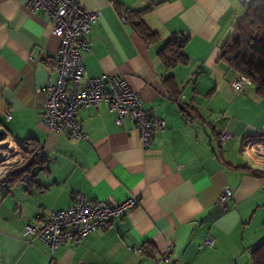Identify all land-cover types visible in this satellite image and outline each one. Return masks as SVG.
I'll use <instances>...</instances> for the list:
<instances>
[{
  "label": "crops",
  "instance_id": "0c3cea01",
  "mask_svg": "<svg viewBox=\"0 0 264 264\" xmlns=\"http://www.w3.org/2000/svg\"><path fill=\"white\" fill-rule=\"evenodd\" d=\"M78 1L100 13L87 36L90 48L80 53L85 75L124 79L165 129L144 147L136 124H117L101 103L78 111L88 140L50 132L41 119L43 89L56 81L60 39L43 12L29 13L22 0H0L1 129L46 156L34 179L0 188V264H157L151 254L169 246L165 264H251L252 249L264 241V149L255 154L246 144L264 140V94L252 83L234 91L230 84L239 75L219 60L248 5ZM116 8L147 10L142 22L157 41L145 43ZM177 36L186 39L188 62L167 69L159 52ZM222 133L228 140H217ZM225 187L233 199L222 207L217 200ZM76 194L112 204L135 197L139 206L79 246L54 253L24 235L27 225L68 209Z\"/></svg>",
  "mask_w": 264,
  "mask_h": 264
},
{
  "label": "built area",
  "instance_id": "2783aa9c",
  "mask_svg": "<svg viewBox=\"0 0 264 264\" xmlns=\"http://www.w3.org/2000/svg\"><path fill=\"white\" fill-rule=\"evenodd\" d=\"M251 1L240 0L243 5H248ZM22 2L24 8L31 14L43 12L51 22L52 34L60 39L53 61L56 81L53 82L51 78L43 89L45 102L41 119L47 129L50 132L67 135L70 141L88 140L77 121L78 111L105 103L110 112L116 115L117 124H122L125 119L133 121L143 146L150 145L156 135L165 129L164 121L155 110H145L140 97L129 88L124 79L108 75L89 78L85 75L80 53L89 50L87 36L91 27L99 20L100 13L84 10L78 0H22ZM123 22L126 23L125 18ZM177 39L182 37L177 36ZM250 84L251 81L247 77L239 76L230 85L234 91L243 92L245 86ZM228 138L226 133L218 136L220 142ZM246 149L259 154L261 149H264V140L248 141ZM45 158V153L40 150L23 154L17 144L3 133L0 138V188L9 187L14 170ZM23 180H31V175L25 174ZM232 199V191L225 187L219 195L217 204L224 207ZM138 206L139 201L135 197L112 204L108 201H88L81 194H76L68 209L50 212L41 224L27 225L24 235L38 239L54 253L66 244L79 246L88 235L110 225ZM212 244L211 238L204 242V245L209 247ZM151 258L157 264L169 263L170 246L162 254L152 253Z\"/></svg>",
  "mask_w": 264,
  "mask_h": 264
},
{
  "label": "trees",
  "instance_id": "16d2710c",
  "mask_svg": "<svg viewBox=\"0 0 264 264\" xmlns=\"http://www.w3.org/2000/svg\"><path fill=\"white\" fill-rule=\"evenodd\" d=\"M117 12L122 20L123 18L126 19V23L132 26L145 43L151 44L157 41L158 35L150 31L142 22L141 17L147 10L121 11L117 9ZM185 42L186 39L183 37L182 39L173 37L161 49L159 56L167 69L177 65H185L188 62L182 53ZM219 60L239 76L247 77L256 86L258 94H264V0H252L248 4L245 15L222 46ZM170 81H172L171 78L166 81V84L170 85ZM17 144L23 154L36 150L32 148L28 151L27 143L18 142ZM44 164L45 160H40L14 170L9 186L23 181L25 174L31 175V179H34L43 170ZM250 258L251 264H264V241L252 249Z\"/></svg>",
  "mask_w": 264,
  "mask_h": 264
},
{
  "label": "water",
  "instance_id": "95a60500",
  "mask_svg": "<svg viewBox=\"0 0 264 264\" xmlns=\"http://www.w3.org/2000/svg\"><path fill=\"white\" fill-rule=\"evenodd\" d=\"M2 135H3V130L1 129L0 130V138L2 137Z\"/></svg>",
  "mask_w": 264,
  "mask_h": 264
},
{
  "label": "flooded vegetation",
  "instance_id": "af4514ba",
  "mask_svg": "<svg viewBox=\"0 0 264 264\" xmlns=\"http://www.w3.org/2000/svg\"><path fill=\"white\" fill-rule=\"evenodd\" d=\"M33 151H30L29 153H32ZM34 162H36V161H32V163H34Z\"/></svg>",
  "mask_w": 264,
  "mask_h": 264
},
{
  "label": "rangeland",
  "instance_id": "374dc122",
  "mask_svg": "<svg viewBox=\"0 0 264 264\" xmlns=\"http://www.w3.org/2000/svg\"><path fill=\"white\" fill-rule=\"evenodd\" d=\"M246 261H247V259H246Z\"/></svg>",
  "mask_w": 264,
  "mask_h": 264
}]
</instances>
